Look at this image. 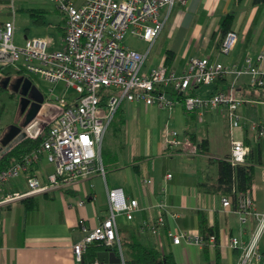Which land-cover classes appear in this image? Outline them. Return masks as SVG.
<instances>
[{"label":"crops","instance_id":"crops-1","mask_svg":"<svg viewBox=\"0 0 264 264\" xmlns=\"http://www.w3.org/2000/svg\"><path fill=\"white\" fill-rule=\"evenodd\" d=\"M36 2L40 3L39 0H0V25L12 18L15 29V15H18L17 28H24L20 42L13 34L17 44H23L31 32L37 33L32 24H44L48 11L58 13L55 27L64 34V14L50 0H45V6ZM229 10L235 11L232 29L236 30L238 40L232 51L223 53L219 51L224 36L220 19ZM20 15L24 16L23 20ZM159 16L163 27L152 42L126 32L140 42L134 47L123 44L146 53L142 71L165 64L169 70L181 73L189 56L199 53L239 65L246 56L254 57L264 47V0H186L161 7ZM1 70L2 76L5 71H10L11 75L18 73L11 66ZM231 78L226 75L211 83L195 85L188 92L207 96L227 87ZM235 84L237 94L244 100L237 110L243 124L234 130V137L249 145L246 160L253 165L254 211L244 223L240 222L233 202L226 208L221 203V196L229 193L227 185L219 181L218 160L227 158L231 147L225 116L207 107L199 120L181 101L172 109H165L124 98L118 105L120 116L115 126L111 127L112 121L109 122L102 137L106 140L111 133L109 129L112 130L116 138L113 150L101 148L102 140L99 145L104 175L99 172L88 175L77 189L52 188L0 203V264H87L75 259L72 245L82 238V225L92 227L107 216V188L112 187H121L124 194L136 198L139 205L132 219L127 220L123 215L117 217L124 256L127 242L138 240L142 245L157 246L172 257L174 264H235L241 246H231L229 240L237 237L243 243L248 241L264 214V136L256 137L248 128L250 120L264 122L261 115L264 89L252 87L246 74L238 77ZM170 89L168 95L176 96ZM4 99L17 102L15 91L0 84L1 110ZM49 114V109H42L33 129L40 127ZM161 123L167 126L162 128ZM168 128L187 134L196 142L197 152L167 148L164 134ZM53 170L54 164L44 155L40 156L26 170L4 182L0 197L25 191L28 175L34 174L46 181ZM167 173H171L170 177ZM144 178L151 181L144 183ZM231 181L236 184L235 173ZM80 198L84 199L82 205L77 202ZM157 202L164 204L160 240L142 227L157 213L154 205ZM211 226L216 234L213 244L208 239L201 245L185 239L175 243L167 234L177 227L205 237ZM258 249L261 259L252 260L250 264H264V230L259 235Z\"/></svg>","mask_w":264,"mask_h":264},{"label":"built area","instance_id":"built-area-1","mask_svg":"<svg viewBox=\"0 0 264 264\" xmlns=\"http://www.w3.org/2000/svg\"><path fill=\"white\" fill-rule=\"evenodd\" d=\"M50 1L65 17L64 48L49 50L46 40L39 37H27L23 44L15 43L14 22L10 18L0 25V67L11 66L25 75L37 74L52 87L62 83L64 89H74L76 94L66 99L63 95L52 97L43 93L39 113L42 109H49L50 114L40 127L33 129L36 115L21 126V132L24 133V138L37 137L46 128L45 135L21 159L0 170V190L9 177L26 170L42 155L54 164V170L48 173L46 181H41L34 174L28 175L27 189L2 195L0 203L52 188L77 189L80 181L88 175L94 172L104 175L99 145L115 109L124 98L141 100L165 109H172L181 101L185 109L195 112L199 120L207 107L215 108L227 121L231 144L227 159L234 165L245 163L250 147L234 137V130L243 124L242 116L237 110L244 100L237 94L235 82L238 77L246 74L252 87H264V47L254 57L246 56L239 65L210 59L208 55L199 53L189 56L181 73L169 70L165 64L142 71L146 53L123 44L126 32L130 31L152 42L163 27V19L159 16L160 8L171 7L176 2L185 3L186 0ZM237 40L236 30H227L219 51H232ZM226 75H231L232 78L223 89L207 96L188 92L195 85L211 83ZM169 88L176 96L168 95ZM103 90L110 91L105 102L101 103ZM248 128L256 137L264 136L263 121L250 120ZM164 136L167 148L185 153H196L198 150L196 142L177 129H166ZM13 145L0 146V154ZM170 175L171 173L166 174L167 177ZM150 181L149 178L143 179L144 183ZM231 191L221 196V203L223 207H229L235 196V209L240 222L244 223L254 211L252 192L249 189L237 191L235 183L232 184ZM77 202L82 205L84 199L80 198ZM107 205L108 214L98 224L92 227L82 225L84 234L72 245L77 261H82L87 244L99 240L115 250L121 264H127L117 217L123 215L127 220L132 219L139 208L138 200L127 197L121 187H112L107 188ZM154 205L157 213L144 222L142 227L160 240V228L164 224V204L157 202ZM263 230L264 214L248 241L243 243L237 237H231V246H241V253L235 264H250L252 260L261 259L258 239ZM167 234L175 243L181 239L199 245L204 243L198 233L177 227L168 230ZM208 240L213 244L215 236L210 234ZM93 264H100L99 260L95 259Z\"/></svg>","mask_w":264,"mask_h":264},{"label":"trees","instance_id":"trees-1","mask_svg":"<svg viewBox=\"0 0 264 264\" xmlns=\"http://www.w3.org/2000/svg\"><path fill=\"white\" fill-rule=\"evenodd\" d=\"M240 2L241 0H236ZM255 2H259L260 0H253ZM235 19V11L229 10L226 12L220 19L221 33L224 35L227 30L232 29V24ZM2 67H0V71ZM19 74L21 72L17 71ZM5 75H10V71H5ZM259 88V87H255ZM260 89H264L260 87ZM110 90H103V94L101 96V103H104L108 92ZM120 116V111L118 110V106L115 109L113 116L109 122L112 121L111 127L115 126V121ZM46 128L42 133H40L37 137L27 136L23 138L21 141L17 142L10 149L4 152L0 156V170L6 168L11 165L15 161L21 159L27 152H29L32 148L39 144L43 136L45 135ZM250 150V149H249ZM248 154V153H247ZM247 154L245 156V163L232 165V163L227 158H220L219 161V181L223 182L227 185V192L231 191V179L233 173H235L236 178V190H251V184L253 179V165L252 163H248L246 160ZM104 164V163H103ZM233 194H235L233 192ZM234 206L236 207V197L233 199ZM214 228H207V235L205 237L202 236L204 242L213 234L216 237L214 232ZM123 244V243H122ZM103 248L109 247L105 246L101 241L94 240L91 243L87 244L83 254L82 261L87 264H93L94 260L97 258V252ZM125 261L127 264H174L173 259L170 255L162 253L157 246L154 245H142L138 240H132L127 242V255H125Z\"/></svg>","mask_w":264,"mask_h":264},{"label":"rangeland","instance_id":"rangeland-1","mask_svg":"<svg viewBox=\"0 0 264 264\" xmlns=\"http://www.w3.org/2000/svg\"><path fill=\"white\" fill-rule=\"evenodd\" d=\"M43 1V2H42ZM40 3L36 2L39 5H46L45 0H39ZM15 29H14V39L18 42L21 41L24 28L18 29L17 28V19L18 15H15ZM21 20H23V15L19 16ZM59 17L58 13L55 11H48L46 14V22L41 25H34L33 27L36 28L37 33H30V37H39L43 38L47 42V46L49 50H56V49H63L64 48V40L63 35L61 32L55 27V20ZM123 42L129 46H136L140 41L134 38L129 33L123 39ZM33 83L45 94L50 95L52 97L63 95L66 99L69 97H73L76 92L74 89H64L62 83H57L54 87L43 80L39 75L36 74H29ZM204 87L205 85H201ZM16 93V100L17 102H7L5 99L3 100V108L0 109L1 117H0V146L2 145V140L4 139L5 135L9 131L12 125H23V121L25 119V115L27 114L28 108L22 109V105L20 103V94ZM3 97V96H2ZM1 107V106H0ZM261 115L264 116V105ZM162 128H165L167 125L165 123H161L160 125ZM161 128V129H162ZM111 132V133H110ZM109 135L107 136L106 140H102L101 148L104 150H113L112 144L116 141V138L112 134V130L109 129ZM2 147V146H1Z\"/></svg>","mask_w":264,"mask_h":264},{"label":"water","instance_id":"water-1","mask_svg":"<svg viewBox=\"0 0 264 264\" xmlns=\"http://www.w3.org/2000/svg\"><path fill=\"white\" fill-rule=\"evenodd\" d=\"M12 81L14 82L13 84L11 83ZM0 82H2L4 87L9 88L12 85L10 87L11 90L20 94V103L22 105V109L29 107L23 121V125L27 124L39 113L44 97L43 92L33 83L29 75L22 73L16 74L14 79L12 78L11 74L6 75L4 78H1L0 76ZM23 138L24 133L21 132V126L12 125L2 140V144L13 145ZM3 152H5V150ZM97 259L100 262H103V264H121L119 256L116 255L113 250H109L107 248L97 252Z\"/></svg>","mask_w":264,"mask_h":264},{"label":"flooded vegetation","instance_id":"flooded-vegetation-1","mask_svg":"<svg viewBox=\"0 0 264 264\" xmlns=\"http://www.w3.org/2000/svg\"><path fill=\"white\" fill-rule=\"evenodd\" d=\"M0 76H1V78H4L6 75H4V76L0 75ZM11 76H12V78L14 79V77H15L16 75H11ZM11 83L13 84L14 82L12 81ZM0 84H2V82H0ZM11 86H12V85H11ZM11 86H10V87H11ZM10 87H9V88H10ZM10 89H11V88H10Z\"/></svg>","mask_w":264,"mask_h":264}]
</instances>
